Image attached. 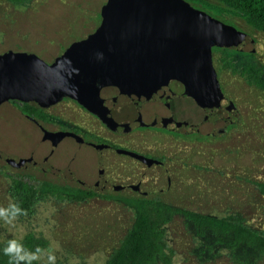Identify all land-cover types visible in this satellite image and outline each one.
<instances>
[{"label":"rangeland","instance_id":"rangeland-1","mask_svg":"<svg viewBox=\"0 0 264 264\" xmlns=\"http://www.w3.org/2000/svg\"><path fill=\"white\" fill-rule=\"evenodd\" d=\"M209 1L217 9L213 13L204 11L206 15L257 41L255 56L227 52L225 56L230 65L224 64L220 73L219 88L223 96L233 102L241 121L225 138H167L147 132L153 138L140 139V146L144 152L160 151L166 158L170 188L156 194L161 202L198 215L235 218L264 233V193L260 191V185L264 184V91L249 84L240 74L253 69L264 82V34L247 26L225 5ZM107 2L27 0L22 5H14L0 0V69L5 67V60L10 61L19 51L46 50L54 54L56 45L66 46L97 28L102 31L111 28V22L95 19L101 4ZM12 70L5 77L8 80L18 75ZM15 92L17 85H12L7 93ZM34 134V126L0 100V210L9 211L13 204L9 192L13 180L36 188H44L45 183L51 185L45 188L44 199L36 204L30 216L12 218L10 213L0 216V244L22 241L32 234L46 242L41 251H27L36 254L37 259L31 261L35 264H49V254L55 256V264H106L110 253L131 230L136 215L132 206L114 199L135 194L124 191L81 203L61 200L56 190L57 185L63 183L46 173L24 168L29 161L22 155L34 150L42 157L49 148L50 157L63 158L67 154L63 149L65 139L55 138L49 143L45 138H30ZM81 149L78 146L74 152ZM80 155L86 161L79 158L73 166L88 177L99 169L109 181L128 177L130 160L124 154L111 155L106 163L102 161L98 165V170L89 166L92 156L86 158L83 150ZM13 163L17 167L14 168ZM106 164L107 170L103 168ZM150 165H145L144 173H140L141 182L135 180V183L159 182L157 167ZM72 187L83 189L82 186ZM162 231L165 249L156 264H264V255L258 251L235 245L229 235L198 230L179 215L168 216Z\"/></svg>","mask_w":264,"mask_h":264},{"label":"flooded vegetation","instance_id":"flooded-vegetation-1","mask_svg":"<svg viewBox=\"0 0 264 264\" xmlns=\"http://www.w3.org/2000/svg\"><path fill=\"white\" fill-rule=\"evenodd\" d=\"M152 1L155 0H108L107 3L101 4L100 11L95 14L96 21L111 22V25L109 26L111 28L106 31H102L100 28H97L93 33L85 38L73 41L66 46L56 45L57 50L54 54L46 50L33 53L34 56L27 65L26 61H23L22 59L17 60V54L22 53L20 51L15 53L10 61L5 60V67L0 69V100L5 105L13 107L24 119L34 126L35 134L30 138H45L49 143L53 142L55 138L65 139V146H63V149H66L67 154L64 155L63 158L50 157L49 148H47L45 155L42 157L37 156L34 150H29L28 154L22 155L24 159H28L29 161V164L25 165L24 168H32L40 173H46L53 177L56 181L63 183L62 185L57 186H68L71 188H74L72 186H82L83 189H76L92 192L94 194V198L107 196L112 193L119 194L124 191H130L131 193L137 195L131 189H125L119 192L99 191L98 179L103 178L107 180L104 176H102L104 175V171L100 172L101 170L99 169V171L92 177H88L85 173L78 172L73 166V162L79 158L83 162L86 161L80 155L83 150L86 158H90V156H92V160H88L90 168L98 170V165L102 161L106 163V160L111 155L119 153L124 154L130 160L129 163L127 162L128 177L122 178L119 181L129 180L135 186L141 185L142 187H150L160 184L162 165L166 170L167 168L165 164L166 158L164 155H161L162 153L160 151L151 150L144 152L141 150L142 148L140 145L142 139L153 138L147 132H156L166 136L167 138L207 139L225 138L227 136V134L218 136V134L215 133L217 129L214 131L213 127L209 128V126H215L214 124H216L214 119L211 117L202 115H187L185 112L175 113V115L192 116V118L198 120V122H202L201 125L205 124L207 127L202 125L200 128L201 131L198 133L181 134L165 131L155 127H143L142 125L138 126L126 117L127 113L120 111L116 106V103L119 102V105L121 104L124 109H127L125 107L126 102L130 100L132 91L134 90V86L137 85V82L127 81L125 83L122 79L118 80L116 76H114L117 75L116 73L111 79H109V77H106L103 74H93L90 71L91 69L89 70L91 74L82 75L84 72L83 67L79 69L73 67L75 80L79 78L81 80V84L75 83L74 81V84L71 85V87L77 86L78 91H84V93L89 92V95L91 93H95L91 100L95 102L93 109L97 110V115L88 111L75 100L64 95H61L60 99L56 103L47 107L41 106L42 102L48 101L47 94H50V98L52 97V99L54 98L53 96H56L55 93L57 92V89L53 87L52 81L55 78V71L58 66L67 68L70 64L76 63V61H78L77 59H83L81 54H79V50L81 49L85 51L91 42L98 41L107 33H110L112 36L127 34L130 31L133 19L143 8H145L148 3ZM181 1L191 6L194 10L201 11L203 13H205L204 11H210L213 13L214 10L217 9L209 0ZM105 5L112 7L116 18H101V9ZM222 10L224 9L222 8ZM150 35H153L149 38L154 41L155 47H145L143 50L149 52L153 49L157 52H161V54H146L143 55L141 59H134L132 57L131 60L141 61L150 59L152 62H159L160 64H163V62L176 63L178 62V57L175 54L172 55V53L168 54L167 52L172 50L175 52L177 45L188 48L187 44L166 37H159V40L164 43L157 44L155 35L153 33H150ZM151 39L149 41H151ZM256 42L257 41H255V45H257ZM77 43H80L79 46H75ZM204 49L206 50V48ZM74 50L76 52L75 55H70V52ZM117 50V47H107L106 45L99 46L96 50L95 56L98 66L101 68H107L108 62L111 61V68H114L116 66L114 63L115 60L117 61L118 56L113 53L117 52ZM210 51L213 69L216 73L218 83H220L219 80L222 66L224 67V64L226 66L229 65L228 58L225 54L233 51L216 47H212ZM245 55L249 56L250 54ZM252 56H255V53L252 54ZM18 63H24L25 65L23 67H19ZM8 64H12L11 67H8ZM154 66L157 67L156 65H153V67ZM164 66L165 65H159L158 67L163 68ZM11 68L13 69L12 71L18 72V75L8 80V78L5 77H8V74L11 72ZM130 75L131 74L128 73V77ZM40 80L51 82V84H43ZM12 85H17V92L13 95H9L7 92L9 87ZM120 89H123L126 92H119ZM129 89L131 92L127 91ZM37 93H41L40 96ZM104 95H107L108 97H105ZM152 104L153 105L149 107V109H157L163 106V103L158 100L155 102L152 101ZM101 114L103 115L101 116ZM140 120L141 117H139V121ZM236 125L233 124L227 126V133L230 131L231 126ZM219 126L220 124L218 123L216 127L218 128ZM78 146L82 149L78 152H74V149ZM147 164L157 167V170L159 171V182L151 185L135 183V180L137 182H141L142 178L140 177V173L142 170H145L144 168ZM12 165L14 168L17 167L15 163ZM103 168L105 170L109 169L107 164L103 165ZM54 169L67 170L78 178V180L67 181L61 179L52 172ZM144 179H146V177H144ZM149 196H156V194Z\"/></svg>","mask_w":264,"mask_h":264},{"label":"water","instance_id":"water-1","mask_svg":"<svg viewBox=\"0 0 264 264\" xmlns=\"http://www.w3.org/2000/svg\"><path fill=\"white\" fill-rule=\"evenodd\" d=\"M100 14L102 19L116 18L114 10L108 5L102 7ZM150 33L155 35L157 44L164 43L159 40V37H166L185 43L188 48L177 45L175 52L173 50L167 52L178 57L176 63L163 62L160 64L152 62L150 59L131 60L132 57L141 59L146 54H161L153 49L149 52L143 50L145 47H155L154 41L149 38L153 36ZM150 39L151 41H149ZM79 44L77 43L75 46H79ZM102 45L117 47V52L113 53L118 56L114 68H111V61L108 62L107 68L98 66L95 59L96 50ZM212 47L244 54L255 53V41L250 35L239 32L201 11L194 10L183 1H152L133 19L127 34L112 36L107 33L98 41L91 42L85 51L79 50L83 59H77L76 63L70 64L67 68L58 66L52 81L53 87L57 89L56 96H53L52 99L50 94H47L48 101L42 102L41 106L47 107L56 103L61 95H64L97 115V110L93 109L95 102L91 100L95 93L89 95V92L78 91L77 86L71 87L74 81L81 84L79 78L75 80L73 67L76 69L83 67L82 75L92 72L93 74H103L111 79L116 73L117 75L114 76L118 80L122 79L125 83L127 81L137 82L130 100L126 102L127 109H124L121 104L119 105V102L115 103L119 110L127 113L126 117L138 126L155 127L181 134L198 133L201 131L202 125L207 127L205 124L201 125L202 122H198L192 116L175 115V113L185 112L187 115L211 117L216 124L209 128L213 127L214 131L217 129L215 133L218 136L225 135L227 126L236 125L241 121V114L233 102L223 96L219 88L212 64L210 51ZM75 53V50L71 51L70 55H75ZM33 56V53L22 52L17 54V60L22 59L26 61L27 65ZM18 65L23 67L25 64L18 63ZM153 65L157 67H153ZM159 65L165 66L159 68ZM128 73L131 74L129 77ZM40 82L46 85L51 84L45 80H40ZM122 91L126 92L123 89H120L119 92ZM127 91L129 92L130 89ZM37 94L40 96L41 93ZM156 100L161 101L163 106L149 109L153 105L152 101ZM139 117H141L140 121ZM218 123L220 126L217 128ZM161 171V182L158 185L142 187L133 185L129 180L109 181L99 178L98 189L101 192H119L131 189L137 195L144 197L164 193L170 188V180L163 165ZM52 172L67 181L78 180L67 170L54 169Z\"/></svg>","mask_w":264,"mask_h":264},{"label":"trees","instance_id":"trees-1","mask_svg":"<svg viewBox=\"0 0 264 264\" xmlns=\"http://www.w3.org/2000/svg\"><path fill=\"white\" fill-rule=\"evenodd\" d=\"M14 5H22L27 0H5ZM225 5L231 12L240 17L247 26L264 34V0H216ZM249 56H252L250 54ZM230 65V64H229ZM245 76L249 84H254L264 91V82L259 78V72L253 69L240 72ZM236 126H231L234 129ZM51 185L45 183L44 188H36L34 185L21 180H13L10 188V197L13 204L22 210L16 216L25 217L33 213L36 204L44 199L45 188ZM264 193V184L260 185ZM57 195L69 202L81 203L94 198L89 191L79 190L68 186H57ZM103 197V196H102ZM104 198H107L106 196ZM112 199V198H109ZM115 201L132 206L136 215L131 230H129L120 245L110 253L106 264H156L157 258L163 256L165 249L162 227L168 216L179 215L198 230H210L219 235H229L235 245L258 251L264 255V233L242 224L238 219H218L198 215L184 209L173 207L161 202L156 196H117ZM13 212L10 208L9 213ZM22 246L24 251H41L46 247V242L28 234L22 241H15ZM9 243L0 244V264H12L9 255L4 254V248ZM20 264H29L28 261H20ZM31 264H35L31 262Z\"/></svg>","mask_w":264,"mask_h":264},{"label":"clouds","instance_id":"clouds-1","mask_svg":"<svg viewBox=\"0 0 264 264\" xmlns=\"http://www.w3.org/2000/svg\"><path fill=\"white\" fill-rule=\"evenodd\" d=\"M10 208L13 209V212L11 213V217L14 218L17 214H20L22 210L18 207V205L12 204L10 205ZM9 211L8 210H0V216H8ZM4 254L9 255L12 264H20V261H28L29 264H31V261L34 259H37V256L35 253H28L27 251H24L22 249V246L17 244L15 241L9 242V245L4 248ZM39 251V249H37ZM48 262L49 264H55V256L52 254L48 255Z\"/></svg>","mask_w":264,"mask_h":264}]
</instances>
